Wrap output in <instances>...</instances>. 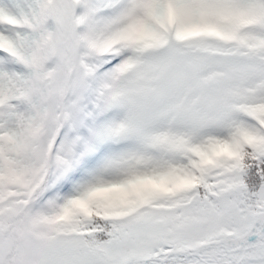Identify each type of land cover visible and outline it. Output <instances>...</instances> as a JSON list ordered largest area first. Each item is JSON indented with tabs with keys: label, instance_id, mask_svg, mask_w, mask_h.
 Returning <instances> with one entry per match:
<instances>
[{
	"label": "snow or ice",
	"instance_id": "1",
	"mask_svg": "<svg viewBox=\"0 0 264 264\" xmlns=\"http://www.w3.org/2000/svg\"><path fill=\"white\" fill-rule=\"evenodd\" d=\"M0 264H264V0H0Z\"/></svg>",
	"mask_w": 264,
	"mask_h": 264
}]
</instances>
